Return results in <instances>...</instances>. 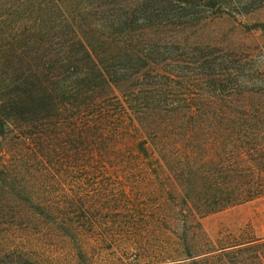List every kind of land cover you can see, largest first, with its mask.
Returning a JSON list of instances; mask_svg holds the SVG:
<instances>
[{
  "label": "rangeland",
  "instance_id": "1",
  "mask_svg": "<svg viewBox=\"0 0 264 264\" xmlns=\"http://www.w3.org/2000/svg\"><path fill=\"white\" fill-rule=\"evenodd\" d=\"M180 1L0 0V48L25 50L24 56L32 59L50 45L58 50L61 37L77 32L96 48L115 52L100 40L114 34L111 24L127 16L135 23L127 30L137 31L138 38L130 46L160 51L148 60L157 64L179 61L170 66L184 77L173 83L179 94L195 99L233 96L231 109L264 112V0H223L225 8L202 13L206 0H189L197 7L195 15L183 10ZM143 17L146 23L138 21ZM202 57L227 72V84L198 79L200 73L211 74L208 67L190 65ZM208 107L224 108L201 101H181L179 108L186 112ZM200 126L203 130L193 135L185 127L174 130L172 140L180 145L188 134L180 170L196 159L201 164L203 152L210 150L208 137L217 140L224 132L219 124ZM14 142L12 149L17 147ZM136 142L127 138L115 148L123 153L112 152L110 159L96 157L94 162L77 163L75 157L69 164L72 147L59 150L51 157L59 164L51 168L19 145L18 157H12L24 156L25 161H18L22 173L15 178L16 192L9 197L0 188V264H264V195L203 219L190 217L179 197L160 212L156 204L166 190L173 189L177 197L190 182L194 193L203 186L192 174L184 179L167 171L156 174V165L152 169L151 162L146 165L130 155ZM217 145L215 153L220 154ZM233 147L225 145L227 152H242ZM189 153L196 159L185 158ZM246 154L264 186V152ZM2 183L0 178V187ZM203 190L207 192V186ZM30 195L38 201L31 204ZM144 208L146 215L140 212ZM161 213L174 221L159 225Z\"/></svg>",
  "mask_w": 264,
  "mask_h": 264
},
{
  "label": "trees",
  "instance_id": "2",
  "mask_svg": "<svg viewBox=\"0 0 264 264\" xmlns=\"http://www.w3.org/2000/svg\"><path fill=\"white\" fill-rule=\"evenodd\" d=\"M205 2L200 13L216 7L225 8L223 0ZM179 3L183 10H191L192 15L197 8L189 0ZM138 21L146 23L148 18ZM131 24L135 23L126 16L111 24L114 34L101 38L100 41L112 46L115 52L96 48L77 32H72L68 38L61 37L58 50L50 45L33 53L32 59L24 56L25 50L9 52L0 48L1 191L9 197L16 192L15 178L22 173L18 161L22 165L25 161L24 156L12 157L17 156L19 145L27 146L32 155L43 161L42 165L56 167L59 161L55 162L51 157L59 150L65 152L72 147V153L68 154L69 164L75 157L74 162H94L110 159L113 153H123L115 149L116 145L132 138L137 142L130 146L131 150L135 149L130 155L135 160L145 161L146 165L151 162L152 169L156 165V174L167 171L169 175L183 179L192 174L198 177L203 188L207 186V192L199 188L200 191L194 193V184L190 182L182 187L177 197H173V189L166 190L156 204L160 212L164 204L168 201L175 204V198L179 197L190 217L203 219L263 196L262 180L252 172L254 167L247 164L244 154L245 151L247 154L264 152V112L231 109L235 105L233 96H200L197 99L182 96L173 83L184 77L170 68L179 61L167 60L161 64L148 61L160 51L130 46L128 43L138 39L137 31L127 30ZM205 57L190 63L197 67L195 69L208 67L211 70V74L197 75L198 79L223 87L230 76L223 73L220 65ZM13 59H16L15 63ZM166 63L170 64L166 66ZM181 101H201L209 106L221 104L224 108H189L181 112ZM180 122V127L176 128ZM209 122L213 126L219 124L224 132L217 140L212 135L208 137L210 150L207 148L203 152L201 164L194 153L193 156L189 153L185 158L192 157L195 162L193 165L187 163V167L180 170L182 145L188 142L186 137L197 129L203 130L200 125ZM182 127L188 134L180 145L172 139L176 137L174 130ZM10 142L17 145L12 146L14 150ZM217 144L222 147L220 154L215 153ZM227 144L242 152L237 155L232 150L227 152ZM170 163L173 164L170 166ZM29 201L32 204L38 199L30 195ZM146 211L147 208L140 210L144 215ZM142 219L146 220L145 216ZM158 221L159 225H165L174 219L161 213Z\"/></svg>",
  "mask_w": 264,
  "mask_h": 264
}]
</instances>
